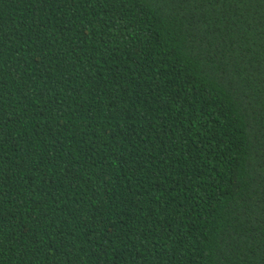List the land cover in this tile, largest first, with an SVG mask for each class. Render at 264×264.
<instances>
[{"label":"trees","instance_id":"trees-1","mask_svg":"<svg viewBox=\"0 0 264 264\" xmlns=\"http://www.w3.org/2000/svg\"><path fill=\"white\" fill-rule=\"evenodd\" d=\"M0 264H264V0H0Z\"/></svg>","mask_w":264,"mask_h":264}]
</instances>
